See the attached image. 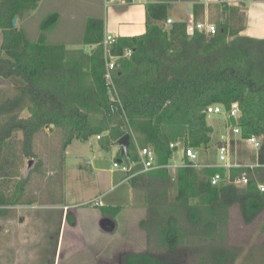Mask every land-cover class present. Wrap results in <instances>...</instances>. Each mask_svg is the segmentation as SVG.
Instances as JSON below:
<instances>
[{
    "label": "trees",
    "instance_id": "1",
    "mask_svg": "<svg viewBox=\"0 0 264 264\" xmlns=\"http://www.w3.org/2000/svg\"><path fill=\"white\" fill-rule=\"evenodd\" d=\"M37 1L0 0V76L18 81L16 93L0 102V116H4L0 152L12 134L21 131L23 155L33 157L35 134L53 125L67 134L65 149L74 139L85 141L98 135L101 147L110 150L129 134L128 155L119 151L118 159L138 162L139 140L164 165L176 150L171 143L182 140L185 147L195 149L210 144L213 130L204 112L208 105L229 109L238 103L241 136L262 137L259 158L264 162V37L241 34L244 15L238 5L220 4L214 33L193 30L189 34L184 20L164 27L170 0L146 3L145 32L116 37L109 46V54L117 57L113 83L119 107L112 106L104 78V20H86L82 43L93 46L88 53L68 50L62 43L48 44L44 33L31 41L12 20L36 9ZM187 1L193 2L192 13L198 21L204 5L199 0ZM55 16L42 29L52 28ZM23 109L29 112L27 118L19 117ZM239 152L243 153L240 148ZM216 172L223 173V169L178 167L172 200L166 186L148 195L141 222L147 250L125 254L121 264H182L179 257L184 254L192 264H233L238 248L222 243L229 208L238 204L245 219L258 214L264 208V192L254 179L242 187L212 186L209 178ZM144 175L170 178L167 168ZM257 177L264 182V169L257 170ZM133 178L128 181L132 183ZM3 198L0 195V205ZM192 198L197 203L191 204ZM102 209H110L113 215L120 211V207ZM160 249L166 252L158 253Z\"/></svg>",
    "mask_w": 264,
    "mask_h": 264
},
{
    "label": "rangeland",
    "instance_id": "2",
    "mask_svg": "<svg viewBox=\"0 0 264 264\" xmlns=\"http://www.w3.org/2000/svg\"><path fill=\"white\" fill-rule=\"evenodd\" d=\"M249 1L226 2L239 6L245 27ZM104 2L94 0L91 7L84 8L79 4L71 6L74 3L71 1L62 2L58 7L37 1L36 9L17 18L16 27L22 28L31 41L44 33L48 44L62 43L67 49L76 50L83 46L86 20L105 16L109 7H105ZM221 3L217 0L210 10L213 23L220 16ZM54 14L52 28L42 29L44 22ZM71 15L76 18L68 23ZM1 44L0 29V47ZM92 49L81 51L88 53ZM15 84L17 80L0 76V102L16 93ZM28 116L27 109L19 112L21 118ZM3 120L4 116H0V129ZM206 121L213 130L211 142L198 149V159L202 163H217L218 145L228 136V124L235 121L221 114L207 117ZM66 135L63 129L53 125L42 128L33 138V157L23 155L21 131L14 132L2 146L0 195L5 202L0 210L5 213L0 214V264H121L125 254L147 250L146 232L141 226L146 217L147 196L166 186L169 200L174 198L175 172L172 170L166 180L151 179L141 173L130 183L124 180V172L113 167L120 151L118 145L103 149L94 135L85 141L74 139L65 149ZM181 144L170 164L181 163ZM239 148L244 153L242 145ZM123 163L127 164V160ZM132 167L137 169L141 164L135 163ZM12 198H16V202H12ZM190 203H197L196 198ZM103 206L120 207V211L113 215L110 209L104 212ZM100 216L113 218L114 228H101ZM222 243L238 248L233 264H264V208L245 219L239 205H231ZM157 252L163 254L166 250ZM179 259L182 264H192L187 254Z\"/></svg>",
    "mask_w": 264,
    "mask_h": 264
},
{
    "label": "built area",
    "instance_id": "3",
    "mask_svg": "<svg viewBox=\"0 0 264 264\" xmlns=\"http://www.w3.org/2000/svg\"><path fill=\"white\" fill-rule=\"evenodd\" d=\"M105 5L108 7L113 5V3H118L120 5H127L129 2L146 3L148 0H104ZM210 0H202L204 5H208ZM220 2H225L227 0H218ZM260 1V0H254ZM264 3V0H261ZM187 32L191 34L193 30L199 32H204L206 34H212L216 31V24L210 21H195L193 13L190 12L186 20ZM174 20L168 17L164 25H169L173 23ZM114 39L110 35H105L103 40V51L105 58V83L107 86V93L110 97L112 106L118 105L121 107V102L117 91L113 83V74L116 69V59L117 57L111 56L109 54V46ZM130 51L125 52V56H129ZM206 117H211L213 115H224L227 120L232 119L234 124H228L229 133L228 136L218 145V162L202 163L198 159V149L193 147H185L180 141L176 143H171V147H178L182 145V161L180 164H159L155 152L148 146H139L136 142L139 161L138 162H127L119 161L118 159L113 162V167L124 172L126 177L124 180H129L141 173H146L158 168H167L176 172L178 167H188V168H206V167H219L223 169V173L216 172L210 178V184L212 186L219 185H234V186H245L249 183L250 179H254L257 188L264 192V182L260 181L257 177V170L264 169V162L260 161L259 150L262 146V137L258 135H250L247 137L241 136V129L238 125V119L240 117V109L238 103H233L229 109H225L221 104H211L208 105L204 110ZM98 139L100 136H96ZM245 149L246 152H250L247 156L244 153L239 152V146ZM176 151V150H175ZM174 151V152H175ZM250 155H253L251 158ZM246 156V157H245ZM135 163L141 164V167L134 169L132 165ZM233 170H238L236 174H232Z\"/></svg>",
    "mask_w": 264,
    "mask_h": 264
},
{
    "label": "crops",
    "instance_id": "4",
    "mask_svg": "<svg viewBox=\"0 0 264 264\" xmlns=\"http://www.w3.org/2000/svg\"><path fill=\"white\" fill-rule=\"evenodd\" d=\"M42 1L47 2L48 5H50L51 7H58L60 6V4H62V2L67 1L74 2L70 4L71 6H77V4H79L84 8L91 7L94 3V0H38V3ZM149 1L153 0H148L146 3H148ZM233 1L235 2L236 0H227L225 2L231 3ZM199 2L202 3V0H199ZM216 2L217 0H210L207 6L202 3L204 5V11L201 17L199 18V21H210V10L212 6L216 4ZM146 3L129 2V4L127 5L113 3V5L108 6L109 8L106 9L105 16H103L104 37L105 35H110L113 38H116L119 36H135L143 34L145 32ZM248 3L249 6L247 5V9L245 10L247 24L244 29V33L241 32V34L262 38L264 37V3L261 0H251ZM192 4L193 2L187 0H170L168 7L169 17H175L174 21L186 20L188 14L192 12ZM37 7L38 4H36V8ZM105 7L107 6L105 5ZM177 17H180V19H176ZM75 18V15H71L68 23H72ZM78 47L79 48L75 49L90 50L91 48H93V46L85 44H83V46L81 45ZM98 218H101V216Z\"/></svg>",
    "mask_w": 264,
    "mask_h": 264
},
{
    "label": "water",
    "instance_id": "5",
    "mask_svg": "<svg viewBox=\"0 0 264 264\" xmlns=\"http://www.w3.org/2000/svg\"><path fill=\"white\" fill-rule=\"evenodd\" d=\"M16 20L17 17L15 16L12 20V24L13 26H16ZM130 143V136L129 134H125L123 135L117 142L119 148H120V154L122 156H127L128 155V146ZM119 161H121V159H118ZM30 165V163H29ZM98 224L101 228L105 229V230H112L115 226V222L113 219H111L110 217H101L98 221Z\"/></svg>",
    "mask_w": 264,
    "mask_h": 264
}]
</instances>
